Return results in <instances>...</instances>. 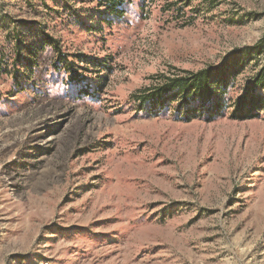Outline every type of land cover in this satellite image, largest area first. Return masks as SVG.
<instances>
[{"label":"rangeland","instance_id":"rangeland-1","mask_svg":"<svg viewBox=\"0 0 264 264\" xmlns=\"http://www.w3.org/2000/svg\"><path fill=\"white\" fill-rule=\"evenodd\" d=\"M114 1L0 0V264H264V0ZM203 68L220 114L134 104Z\"/></svg>","mask_w":264,"mask_h":264},{"label":"trees","instance_id":"trees-1","mask_svg":"<svg viewBox=\"0 0 264 264\" xmlns=\"http://www.w3.org/2000/svg\"><path fill=\"white\" fill-rule=\"evenodd\" d=\"M115 9V1L108 0ZM224 70L203 68L193 71H183L156 84L152 90L132 94L134 104L147 112L161 111L171 102L176 101L173 110L178 117L189 120L193 116L220 114L222 111L221 92L227 89ZM264 83V64L254 80V83ZM260 104L256 96L246 94L236 105L233 115L246 117L254 114L255 106Z\"/></svg>","mask_w":264,"mask_h":264}]
</instances>
